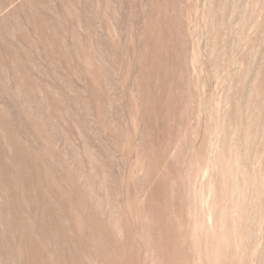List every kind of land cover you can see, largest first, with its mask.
<instances>
[{
	"label": "rangeland",
	"instance_id": "374dc122",
	"mask_svg": "<svg viewBox=\"0 0 264 264\" xmlns=\"http://www.w3.org/2000/svg\"><path fill=\"white\" fill-rule=\"evenodd\" d=\"M0 264H264V0H0Z\"/></svg>",
	"mask_w": 264,
	"mask_h": 264
}]
</instances>
